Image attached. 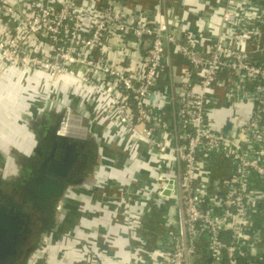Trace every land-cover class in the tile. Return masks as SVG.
I'll use <instances>...</instances> for the list:
<instances>
[{
    "label": "built area",
    "instance_id": "obj_1",
    "mask_svg": "<svg viewBox=\"0 0 264 264\" xmlns=\"http://www.w3.org/2000/svg\"><path fill=\"white\" fill-rule=\"evenodd\" d=\"M91 1L95 15L84 25L88 5L79 0H0V57L19 70L45 72L52 81L74 78L86 92L108 97L130 151L126 167L138 164L135 142L139 140L154 151L151 155L159 167L162 163L167 167V159L176 164L177 194L163 196L171 178L153 166L156 181L142 195L156 204L169 203L168 198L178 202V225L162 264H191L195 243L206 229L211 233L207 264H251L249 236L244 240L246 251L238 245L255 201L248 196L250 180L251 192L260 196L264 207V45L248 51L238 41L250 40L264 26V0H223L220 28L231 29L233 36L223 33L213 40L203 34L202 39L209 38L208 50L194 34L179 37L171 20L152 18L149 11L127 13L113 0ZM203 26L213 29L210 24ZM110 37H122L119 47H125V38L135 42L138 51L143 46L140 67L132 71L129 60L110 57L106 50ZM172 52L181 55L178 80ZM250 79L255 81V91L248 120L238 122V103L229 115L235 134L213 128L208 100L215 89L245 86ZM159 87L171 91L172 114L143 101L150 89ZM210 148L230 154L233 165L229 185L212 204L207 198ZM48 254L43 246L32 264Z\"/></svg>",
    "mask_w": 264,
    "mask_h": 264
},
{
    "label": "crops",
    "instance_id": "obj_2",
    "mask_svg": "<svg viewBox=\"0 0 264 264\" xmlns=\"http://www.w3.org/2000/svg\"><path fill=\"white\" fill-rule=\"evenodd\" d=\"M89 1L79 0L81 5H88L82 17L84 25H89L95 15L96 7L89 4ZM106 1L110 0H101L103 3ZM113 1L115 6L118 7L120 3L123 10L130 14L136 9L139 12L149 11L150 16L155 19L171 20L179 37L183 34H194L199 40L201 39L200 45L205 50H208L210 37L216 40L223 33L228 38L233 36L231 29L223 32L220 28L223 12L220 4L223 0ZM208 24L213 27L212 30L204 29L203 25ZM235 31L242 30L235 29ZM256 33L255 30L248 41L239 40V46L248 50L263 36L264 26ZM203 34L209 38L202 39ZM109 39L107 46L110 49L107 47L106 50L110 57L117 56L118 59L129 60L132 71L140 67L144 54L143 46L138 51L135 42L129 39L125 38L122 42L125 47L118 45L122 37ZM168 47L170 49V46ZM95 53L99 55L100 52ZM172 56H176L172 68L176 72L174 78L178 80L182 69L181 55L172 52ZM239 87L241 86L236 85L231 88L241 90ZM219 88L225 91L222 86ZM64 92L74 97L75 105L84 104L92 111L94 126L90 128L88 123L83 132L87 130L88 137L90 131L99 135L102 149L99 160L102 164L95 166L92 181L89 179L88 182L80 184L79 188L72 191L70 197L68 196L65 228L62 234L53 236L52 240L56 242L54 250L49 251L42 263L162 264L167 259V252L172 246L176 232L175 227L165 223L169 203L160 207L154 200L142 195L144 190L152 187L156 181V170L153 166L169 173L171 167L175 170L176 165L174 167L172 160L167 159L165 160L167 167L163 165L164 163L159 167L158 162L153 161L151 155L154 151H150L143 140L135 142L137 146L134 144L137 148L135 152L138 164L132 163L126 167L125 165L130 161L128 155L126 158L122 155L120 166L117 167L111 166L110 160L104 159L103 163L104 155L114 157L112 151L116 150L117 146L125 150L128 148L126 136L122 138L119 133V123L108 97L100 92L96 93L98 96L86 92L74 78L52 81L45 72L19 70L12 65H5L0 57V122L5 123L8 130L12 129L11 132H3L1 139L9 140L5 135L12 134L9 137L18 146L20 145L19 148L23 152L32 153L39 138L21 121L22 112L31 106L35 98L55 97ZM75 112L88 122L85 115L76 110ZM172 112L167 113L172 114ZM14 131L19 133L14 135ZM108 177L112 179V184L117 183L120 189L110 187L96 190L94 186ZM131 179H134L133 182Z\"/></svg>",
    "mask_w": 264,
    "mask_h": 264
},
{
    "label": "water",
    "instance_id": "obj_3",
    "mask_svg": "<svg viewBox=\"0 0 264 264\" xmlns=\"http://www.w3.org/2000/svg\"><path fill=\"white\" fill-rule=\"evenodd\" d=\"M45 3L46 0H41ZM264 45V34L263 36L257 40L252 46L248 49V51H255L259 47ZM241 89V98L239 101L238 112L240 114L239 123L243 124L246 122L250 116L251 112V101L254 100V91H255V81L250 79L245 86L239 87ZM159 93L161 96H157ZM144 103L154 109L160 110L161 112H172L173 104L171 99V91L168 88H152L150 89L144 98ZM246 101V102H243ZM212 103V96L208 100V105ZM81 117V116H80ZM212 126L217 130H221L222 132L228 134H235L232 130L233 122L229 119V117L224 118L222 121L218 118L217 113L211 114ZM87 130L84 131L80 137L85 139L87 137ZM59 136L62 139H68L71 134L59 132ZM74 144H78V140H73ZM50 146L46 142L42 140H38L33 149L34 153L39 155L40 161L38 166L34 165V169L36 170L37 181L40 182L41 186L37 187V192L41 197H50L51 195L60 196L63 194L65 188V182L62 179L66 180V176L64 175L70 170L71 162L65 163V161L57 159L55 157L56 150L58 148V143H56L53 147ZM116 150H113L112 156H106L102 158L103 163L104 159L109 160L112 158L113 167L120 166L122 158H126L127 155L130 156V151L117 146ZM121 148V149H120ZM123 153V154H122ZM79 155V152H75L74 154ZM36 157V156H34ZM176 164H173L175 167ZM49 167L50 171L56 174L47 176L45 175V169ZM209 168L211 171V178L209 181L208 187V203H213V198L215 195L222 196L223 190L226 189L229 185V179L232 173V157L230 154L225 153L221 148H210L209 150ZM172 169L170 173L167 174L169 178H171L169 185L162 192L163 196L166 198L173 194H177V177ZM61 173V175H57V173ZM64 173V174H63ZM64 177H63V175ZM69 174V173H68ZM73 178V179H72ZM70 179V178H69ZM72 182L75 184H80L84 182V178H74L71 177ZM252 180L249 181L248 188V196L249 198L255 200L252 201V208L250 219L248 223V227L245 228L241 233V242L238 245V249L242 252L246 251L245 238L252 234L253 231H257V229H264V207L261 203L260 196H255L251 192L252 188ZM256 188V187H255ZM251 189V190H250ZM37 196V200L41 197ZM41 200V199H40ZM169 206L167 209V220L166 224L168 226H172L177 228V206L178 202L175 199L168 198ZM12 206L10 213L9 211H5L7 208L6 205L0 203V264H17L15 262L16 255L18 254L21 246L23 244L24 239L26 238L27 229H25L24 224H26L25 218L29 219L30 216L27 215L22 206L20 204H11ZM213 215V212H211ZM55 233V231H54ZM51 235V234H50ZM35 251V250H34ZM36 252V251H35ZM34 252V254H35ZM211 257V233L209 229H206L200 237L197 239L193 251L191 253V264H207Z\"/></svg>",
    "mask_w": 264,
    "mask_h": 264
},
{
    "label": "flooded vegetation",
    "instance_id": "obj_4",
    "mask_svg": "<svg viewBox=\"0 0 264 264\" xmlns=\"http://www.w3.org/2000/svg\"><path fill=\"white\" fill-rule=\"evenodd\" d=\"M240 98L241 90L237 88H231L225 91L217 88L212 93V103L210 104V108L212 112L217 113L218 118L222 121L224 118L229 117L230 113L235 110V106L239 103ZM83 133L82 130V134ZM44 139L48 145L50 144V146H54L58 143V148L55 153L57 159L63 160L65 163H72L70 170L65 174L63 173L66 176V180L62 179L66 184L63 194L60 196L51 195L50 197H41L40 194H38L37 187H40L41 184L36 179L37 176L34 165L38 166L41 157L37 154L33 155L34 151L30 154L26 153L29 156L25 165V171L28 177L26 181H8V179L0 180V203L9 207L5 211H11L12 206L10 203H17L20 204L24 212L30 216L29 219L25 218L26 224H24V227L27 229V234L21 249L16 255L15 262L17 261V264H28L36 251L35 246L40 238H44L48 241L53 238L54 231L55 233L62 234V225L65 226L64 222L67 211L68 196L70 197L71 192L78 189L80 184L88 182L89 179L90 181L93 180H91V178L94 174L93 170L95 168L94 164L96 163V154L94 151V145L90 144V139H82L74 135L68 139H56L51 136V134H45ZM73 140H78V144H74ZM75 152H79V155L75 156ZM109 160L112 161V158H109ZM100 164L102 163L100 162ZM90 170L92 171L90 172ZM53 174L56 173L51 172L49 167L45 169V175L50 176ZM57 175H61V173L59 172ZM71 177H74L75 179L82 177L84 178V182L75 184L72 182L73 178L71 179ZM133 180L134 179H131V182H133ZM94 187H96V190H104L105 188L110 187L120 189V186H118L117 183L114 185L112 184V179L109 181L106 179L105 183H99ZM91 191L94 190L91 189ZM37 196H40L41 200H37ZM166 203L168 202L163 200L156 205L163 207ZM0 212L2 213V210ZM10 213H12V211ZM248 239L251 247L247 259L251 264H264V229L260 228L257 229V231H253ZM8 264H10V262Z\"/></svg>",
    "mask_w": 264,
    "mask_h": 264
},
{
    "label": "trees",
    "instance_id": "obj_5",
    "mask_svg": "<svg viewBox=\"0 0 264 264\" xmlns=\"http://www.w3.org/2000/svg\"><path fill=\"white\" fill-rule=\"evenodd\" d=\"M69 107L85 115L88 118L90 128L94 126L92 111L84 104L82 106L80 104L75 105L74 97L68 96L65 92L59 93L55 97H39L33 99L31 106L22 112L21 121L43 142H45V134H51V136L56 139H60V124L66 113V109ZM89 139L91 142L90 144L94 145L96 154V163L94 166H99V157L102 150L100 146L101 143L99 142V135L90 131ZM33 155H35V153ZM28 158L29 156L23 152L15 142L0 138V180L26 181L28 177L25 171V165ZM91 171L92 170H90V172ZM93 171H95V168ZM62 227L63 229L65 228L63 225ZM63 229L61 231H63ZM58 234L59 233H54V236ZM45 242L46 240L44 238H40L35 249L37 250L45 246ZM43 260L44 258L39 260L38 264Z\"/></svg>",
    "mask_w": 264,
    "mask_h": 264
},
{
    "label": "rangeland",
    "instance_id": "obj_6",
    "mask_svg": "<svg viewBox=\"0 0 264 264\" xmlns=\"http://www.w3.org/2000/svg\"><path fill=\"white\" fill-rule=\"evenodd\" d=\"M67 115H69V117H67V115L66 116H64V119H62L63 121H67L68 123H67V125L66 124H62V121H61V124H60V131L61 132H66V133H68V134H71V136L72 135H74V136H79V135H81L82 134V130L83 129H85L87 126H88V122H86V120L85 119H80V118H78L77 116H76V112H75V110L73 109V108H69L68 110H67ZM68 119H69V121H68ZM5 126V127H4ZM62 127V128H61ZM11 131H12V129H11ZM10 130H8L7 128H6V125H5V123H2V122H0V138L3 136L2 135V133L3 132H11ZM19 132H17V131H14V135L15 134H18ZM9 135H12V134H6L5 135V137L6 138H8L9 140L11 139L12 140V138H10L9 137ZM78 138H80V137H78ZM86 138H88L89 139V137L87 136ZM24 145V144H23ZM20 146V145H19ZM22 146V145H21ZM23 147V146H22ZM24 148V147H23ZM27 152V151H26ZM46 244H45V246L48 248V252L49 251H52L53 252V249H52V247H50V246H55L56 245V242H55V240H52V239H49L48 241H46L45 242ZM44 246V247H45ZM43 248V247H42ZM42 248H40V249H42ZM40 249H38V250H36V252L35 253H38V251L40 250ZM34 255L35 254H33V256H32V258H31V260L28 262V264H32V260H33V257H34ZM42 263V262H41ZM43 264V263H42Z\"/></svg>",
    "mask_w": 264,
    "mask_h": 264
}]
</instances>
